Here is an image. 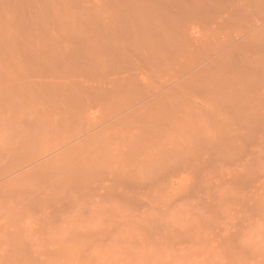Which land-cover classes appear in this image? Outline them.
Returning <instances> with one entry per match:
<instances>
[{"label": "rangeland", "instance_id": "374dc122", "mask_svg": "<svg viewBox=\"0 0 264 264\" xmlns=\"http://www.w3.org/2000/svg\"><path fill=\"white\" fill-rule=\"evenodd\" d=\"M262 71L264 0H0V264H264Z\"/></svg>", "mask_w": 264, "mask_h": 264}, {"label": "bare ground", "instance_id": "6f19581e", "mask_svg": "<svg viewBox=\"0 0 264 264\" xmlns=\"http://www.w3.org/2000/svg\"><path fill=\"white\" fill-rule=\"evenodd\" d=\"M78 1H79V0H78ZM145 1H146V0H145ZM147 2H148V1H147ZM145 4H146V2H145ZM143 25H144V24H143ZM143 25H142V26H143ZM142 26H141V27H142ZM144 27H145V25H144ZM143 29H144V28H143ZM163 29H164V28H163ZM162 32H163V30H162ZM164 35H165V33H164ZM162 37H163V36H161V38H162ZM165 37H166V36H165ZM158 38H159V37H158ZM158 38H157V41H158ZM162 39H164V38H162ZM154 40H155V38H154ZM158 43H160V41H158ZM151 46H153V44H152ZM153 47H154V46H153ZM156 48L158 49V46H157ZM156 48L154 47L155 51H156ZM152 50H153V48H152ZM150 52H151V51H150ZM150 52L148 53V55L150 54ZM153 52H154V50H153ZM154 53H155V52H154ZM157 54H158V53H157ZM157 54H156V56H157ZM160 54H161V53H160ZM158 55H159V54H158ZM151 57H152V56H151ZM153 57H154V55H153ZM158 57H159V56H158ZM151 61H152V60H151ZM154 62H155V61H154ZM152 63H153V62H151V64H152ZM262 72H264V71H262ZM262 72H261V73H262ZM18 126H19V124H18ZM29 130H30V128H29ZM25 131H27V129H25ZM33 142H34V141L32 140V144H33ZM35 145H36V143H34V146H33V147H35ZM21 147H22V146H21ZM30 147H31V146H30ZM37 147H38V144L36 145L35 148H37ZM16 148H17V147H16ZM26 148H27V147H26ZM28 148H29V147H28ZM39 148H40V147H39ZM19 149H20L21 151L26 150V149L22 150L20 147H19ZM29 149H30V148H29ZM29 149H28V151H29ZM32 149L34 150V148H32ZM36 150H37V149H36ZM14 152H15V151H14ZM19 154H20V152H19ZM22 154H23V153H22ZM22 154H21V155H22ZM26 154H27V153H26ZM14 156H15V155H14ZM24 156H28V154H27V155H24ZM51 156H52V155H51ZM51 156H50V157H51ZM17 157H18V155H17ZM21 157H23V155H22ZM36 157H37V156H36ZM42 157H43V156H42ZM19 158H20V157H19ZM23 158H24V157H23ZM26 158H28V157H26ZM46 158H47V157H46ZM29 159H30V158H28V161H29ZM33 159H36V158H33ZM44 159H45V157H44ZM50 159H51V158H50ZM20 160H21V159H20ZM22 160H23V159H22ZM30 160H32V159H30ZM26 161H27V159H26ZM37 162H40V161H37ZM43 162H44V161H43ZM25 163H26V162H25ZM27 163H28V162H27ZM41 163H42V162H41ZM35 164H36V163H35ZM35 164H34V165H35ZM37 164H38V163H37ZM44 164H45V162H44ZM46 164H47V163H46ZM32 165H33V164H32ZM38 165H39V164H38ZM24 166H25V165H24ZM40 166H41V164H40ZM40 166H39V167H40ZM46 166H47V165H46ZM46 166H45V168H46ZM42 167H44V165H43ZM20 168H21V167H20ZM27 168H28V167H26V169H25V168H24V169L27 170ZM37 168H38V167H37ZM45 168H44V169H45ZM50 168H51V166H50ZM34 169H35V168H34ZM30 170H31V169H30ZM50 170H52V169H50ZM23 171H24V170H23ZM13 172H14V171H13ZM33 172H34V171H33ZM33 172H32V173H33ZM35 172H37V171H35ZM41 172H42V171H41ZM41 172H40V173H41ZM25 173H26V171H25ZM27 173H29V172H27ZM32 173H31V175H32ZM46 173H47V172H46ZM14 174H15V173H14ZM29 174H30V173H29ZM29 174H28V175H29ZM34 174H35V173H34ZM49 174H51V173H49ZM17 175H20V174H17ZM25 175H27V174H25ZM28 175H27V176H28ZM37 175H40V174L38 173ZM41 175H42V174H41ZM44 175H45V174H44ZM52 175H53V174H52ZM50 176H51V175H50ZM11 177H12V176H11ZM13 177H17V176L13 175ZM13 177H12V178H13ZM20 177H21V176H20ZM20 177H19V178H20ZM22 177H23V176H22ZM28 177H29V176H28ZM31 177H32V176H31ZM46 177H47V176H46ZM39 178H41V177L39 176ZM8 179L10 180L11 178L9 177ZM8 179H7V180H8ZM25 179H27V178H25ZM33 179H34V178H33ZM17 180H19V179H17ZM17 180H16V181L12 180V181H13L12 183H15V184H16ZM38 181H39V180H38ZM51 181H52V180H51ZM29 182H30V179H29ZM36 182H37V181H35V183H36ZM9 183H10V181H9ZM9 183H8V184H9ZM12 183H11V184H12ZM41 183H43V182H41ZM41 183H40V184H41ZM45 183H46V182H45ZM52 183H53V182H52ZM5 184H6V183H5ZM18 184H20V183L18 182ZM24 184H25V183H24ZM30 184H31V183H30ZM37 184H38V182H37ZM40 184H39V185H40ZM12 185H13V184H12ZM12 185H11V186H12ZM32 185H33V183L31 184V186H32ZM35 185H36V184H35ZM45 185H46V184H45ZM48 185H49V184H48ZM6 186H7V185H6ZM46 186H47V185H46ZM52 186H53V185H52ZM12 187H13V186H12ZM43 187H44V186H43ZM50 187H51V186H50ZM0 188H1V187H0ZM5 188H6V187H5ZM5 188H4V189H5ZM7 189H8V188H7ZM46 189H47V188H46ZM46 189H45V191H46ZM52 189H54V188H52ZM0 190H1V189H0ZM13 191H14V190H13ZM50 191H51V190H50ZM19 192H20V191H19ZM9 193H10V192H9ZM11 193H13V192H11ZM15 193H16V192H14V194H15ZM17 193H18V192H17ZM17 193H16L15 195H19V194H17ZM51 193H52V192H51ZM21 194H22V193H21ZM23 194H24V193H23ZM50 195H51V194H50ZM2 197H3V196H2ZM17 197H18V196H17ZM19 197H20V196H19ZM19 197H18V198H19ZM34 197H35V196H34ZM6 198H7V197H6ZM10 198H11V197H10ZM13 198H14V197H13ZM18 198H17V199H18ZM21 198H23V197H21ZM21 198H19V199H21ZM26 198H28V197H26ZM36 198H37V197H36ZM0 199H1V198H0ZM14 200H15V199H14ZM26 200L28 201V199H26ZM1 201H2V200H1ZM17 201H18V200H17ZM19 201H21V200H19ZM19 201H18V202H19ZM30 201H31V199H30ZM30 201H29V202H30ZM33 201H34V200H33ZM35 201H36V200H35ZM37 201H38V200H37ZM3 202H4V204H5V201H3ZM1 203H2V202H1ZM21 203H22V202H21ZM13 204H14V203H13ZM18 204H19V203H18ZM11 205H12V204H11ZM29 205H30V204H29ZM15 206H16V205H15ZM21 206H22V205H21ZM0 207H1V206H0ZM22 207H23V206H22ZM28 207H29V206H28ZM20 208H21V207L18 208L19 211L21 210ZM12 209H13V208H12ZM12 209H11V210H12ZM22 210H23V209H22ZM24 210H25V209H24ZM13 213H15V212H13ZM23 213H24V212H23ZM9 214H11V212H10ZM9 217H10L11 219L8 218V217H7V218L10 219V221L13 220V219H12L13 216L11 217V216L9 215ZM7 221H8V220H7ZM10 221H9V222H10ZM13 221H15V220H13ZM21 221H22V219H21ZM9 222H8V223H9ZM16 222H17V221H16ZM18 223H20V222H18ZM11 224H12V221H11L10 225H11ZM5 225H6V224H5ZM14 225H16V224H14ZM12 226H13V225H12ZM17 226H18V225H17ZM13 227H15V226H13ZM18 227H19V226H18Z\"/></svg>", "mask_w": 264, "mask_h": 264}]
</instances>
